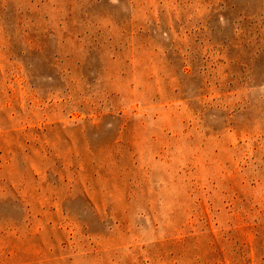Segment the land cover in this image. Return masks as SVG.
I'll list each match as a JSON object with an SVG mask.
<instances>
[{
	"label": "rangeland",
	"instance_id": "rangeland-1",
	"mask_svg": "<svg viewBox=\"0 0 264 264\" xmlns=\"http://www.w3.org/2000/svg\"><path fill=\"white\" fill-rule=\"evenodd\" d=\"M0 264H264V0H0Z\"/></svg>",
	"mask_w": 264,
	"mask_h": 264
}]
</instances>
